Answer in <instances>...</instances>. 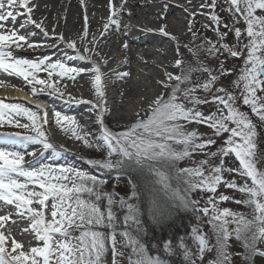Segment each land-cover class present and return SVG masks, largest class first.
Instances as JSON below:
<instances>
[{
  "label": "snow or ice",
  "instance_id": "6c2138e0",
  "mask_svg": "<svg viewBox=\"0 0 264 264\" xmlns=\"http://www.w3.org/2000/svg\"><path fill=\"white\" fill-rule=\"evenodd\" d=\"M227 3L229 11L237 17L233 24L242 18L246 25L242 31L241 28H229L228 24H223V28L234 33L237 45L230 46L225 42L228 32L220 31L221 17L215 14L217 2L211 0L210 4H202L201 7L212 9L207 15L215 25L213 31L218 33L217 40H205L196 49L188 45L185 47L193 57L198 52H205L210 57H218L222 52L236 59L244 57L243 71L239 74L235 87L241 93L239 98L243 104L264 123V0H227ZM3 7L5 5L0 3V8ZM6 7L7 11H0V70L22 78L32 86L34 95L38 91H47L50 95L63 99L65 93L57 85L63 80L75 81L81 70L58 58L32 60L17 57L14 54L17 51H35L54 45L32 41L29 36L20 33L15 23L19 17H23L21 29L25 24L32 25L44 37L66 43L76 51L81 60H90L87 53L92 52L93 48L87 45L94 44L95 37L87 39V19L85 18L83 34L80 37L84 45L81 51L75 40H65L55 29L49 37L44 22L33 18L36 6L32 4V0H6ZM109 7L112 8L111 3ZM122 9L123 3L112 15L118 16ZM189 15L194 17L196 13ZM9 21L13 24L11 28L7 27ZM109 23L118 26L119 22L110 16ZM108 26L105 24L104 28L107 29ZM189 30H192L191 24ZM158 31L162 36L176 39L167 31V25L161 26ZM245 33L248 42L243 45L242 50L239 42ZM195 35L193 33L194 37ZM123 47L127 49L128 44L124 43ZM177 55L179 56V49ZM93 63L92 83L98 100L96 103L86 100L77 102L91 103L94 109H98L101 126V134L96 138L98 142L89 140V134L80 128L74 117L54 111L55 124L72 138L83 141L86 147L106 151L105 159H89L86 161L88 165L100 172H114L117 178L130 172L137 173L144 177V184L138 186L130 179L131 195L127 199L121 197L117 200L113 194L103 190L106 180L96 175L71 166L50 163L38 162L37 167L26 168L23 152L0 148V202L14 206L17 215L30 221V228L24 231L34 234L33 238L37 241L36 246L25 249L22 242L11 238L9 250L6 246L9 237L4 231H0V264H107L105 257L109 248L112 253L111 264H121L125 254L120 247H131L132 255L127 257L128 264H164L159 256L147 255V249L138 237L130 235L129 230L133 224L136 226L135 232L138 233L140 229L141 208L136 202L141 200L142 189H146L150 197L151 215L156 222L163 220L173 207L190 208L193 213H202L207 217L206 223L212 229L215 243L210 244L209 237L203 232L199 222L192 226L190 238L197 245L196 251H189L183 239L179 243L186 264H197V259L202 261L205 253L213 249L216 250V259L212 264H231L228 245L232 238L242 243L246 253L245 260H250L255 255L264 256V250L258 248V245H264V171L257 167L260 158L257 125L247 112L237 107L238 96L220 87L216 89L218 94L212 95L211 100L201 99L196 95L197 91L211 92L218 75L207 67L194 69L191 64L185 65L182 58H176L174 66L181 69L180 74L165 70V79L159 81L164 89H170L167 98L163 94L157 96L149 105L146 118L137 119L125 130L113 131L104 124V108L101 104L105 93L101 67ZM194 70L206 72L207 80L190 87H182L191 84ZM41 72L47 74L46 78L39 76ZM230 74L221 64L219 76ZM118 76L124 78L129 73L120 72ZM208 103L217 105L216 112L205 114L200 109V105ZM47 116L46 111L40 115L21 104L0 101V126L7 124L34 133L0 135L4 136L5 142L41 145L45 151L52 150L59 155L43 130L48 123ZM137 116L140 114L137 113ZM18 117L26 118L30 123H21ZM189 124H200L211 129L213 136L224 138L223 145L218 151H211L216 140L205 139L204 134L189 130ZM27 154L34 156L35 152ZM197 155L205 158L197 160ZM229 156H234L238 162L237 167L224 166V158ZM209 157H218L219 164H212ZM185 159L190 160L193 166L179 167L178 163ZM225 172L245 178V183L240 185L235 180L225 179ZM20 177L24 178L23 182ZM221 185L245 194V199L234 202L250 207V218L218 207L219 203L230 200L228 195H217ZM200 193L208 194L202 207L200 200L193 198V194ZM49 201L50 220L45 216ZM101 202H105L103 209ZM116 206L124 213V230L119 233ZM10 219V214L0 215V229L6 230ZM73 228L80 230L79 235H73L70 231ZM118 235L125 241L120 247ZM164 250L171 253L170 242L165 243Z\"/></svg>",
  "mask_w": 264,
  "mask_h": 264
},
{
  "label": "bare ground",
  "instance_id": "6f19581e",
  "mask_svg": "<svg viewBox=\"0 0 264 264\" xmlns=\"http://www.w3.org/2000/svg\"><path fill=\"white\" fill-rule=\"evenodd\" d=\"M202 0H32L34 8L33 18L44 22V26L52 36V30L62 34L65 40H75L77 47L83 51L84 45L81 43L80 37L83 34L85 18L87 19V28L91 40L95 37L94 44H88L87 47L93 48L92 52L87 53L91 57L90 60H81L72 48L66 43L44 37L39 29L34 26L25 24L21 29L20 24L24 18L19 17L15 23V27L20 30L21 34L29 36L34 42H48L51 47H46L47 56L50 60L60 59L66 64L67 61L81 67L84 75L78 81V87L73 89L68 95V103L72 104L73 110L78 114H82V122H90L91 126L97 124L96 119L99 118L98 109H94L91 103H78L77 101L86 100L96 103L98 98L92 83L94 75V63L101 67L103 91L105 93L101 106L104 108V120L106 125L113 126L120 121H130L131 125L137 119L146 118L149 112V105L153 100L160 96L159 93L149 91L145 87L146 84L154 82L155 85L162 87L160 80L165 79V70L173 74H180L181 69L174 66L176 58H182L185 64L191 62L192 66H200L198 60V52L196 57L188 53L191 47L187 41L189 24L195 25V22L203 20L204 11L202 10ZM206 1V0H203ZM0 3L6 4V0H0ZM112 5V8L109 5ZM123 3V9L118 16H113L112 12L120 9ZM0 11L7 9L0 8ZM195 12L194 17L189 13ZM130 13V14H129ZM118 20V26L109 23V17ZM108 24L105 29L104 25ZM167 25V31L176 39L162 36L158 29ZM12 22L7 23V27L11 28ZM188 28H185V27ZM199 26V25H198ZM222 26V25H221ZM201 25L199 26V28ZM199 30V29H198ZM197 32V31H196ZM124 43L128 44V48L123 47ZM60 48L63 49L60 52ZM43 49V48H40ZM31 49H24L22 53H37ZM179 49V56L177 55ZM60 50V51H59ZM187 50V52H186ZM67 51L74 54L77 59L70 57ZM110 54H114L110 57ZM162 71V72H160ZM128 72L129 76L120 78L118 73ZM148 72V73H146ZM137 75L142 82L130 79L132 75ZM1 81L8 82L0 89V97L7 100H29L33 103L41 104L43 107L48 105L50 101L37 95H29L20 88L12 87L8 79ZM174 83V81L172 82ZM48 109V108H47ZM137 113L140 116H137ZM14 146V143H13ZM24 228H17L21 232ZM18 234V233H17ZM21 236L22 243L29 241L26 237Z\"/></svg>",
  "mask_w": 264,
  "mask_h": 264
},
{
  "label": "rangeland",
  "instance_id": "374dc122",
  "mask_svg": "<svg viewBox=\"0 0 264 264\" xmlns=\"http://www.w3.org/2000/svg\"><path fill=\"white\" fill-rule=\"evenodd\" d=\"M201 2H202L201 5L202 4L207 5V4L211 3V0H206V1L202 0ZM216 2H217V7L215 9V14H217L221 17V25L222 26L220 28V31L221 32H223V31L228 32V35L226 37L225 42H227L230 46H236L237 40L234 36V33L232 31H229L228 29L223 28V24H228L229 28H232V27L241 28L242 31H244L246 25H245L242 18L239 19L238 23L233 24V21H235L237 19V17L233 12L229 11V5L227 3V0H216ZM4 8L7 9L6 4H5ZM202 10L204 11V14H206V15H204V18L202 17V19H203L202 21L198 19L195 22V25L192 26L193 27L192 32H191V34L188 35L189 37L187 38V41L190 43V45L193 49H196L197 45L203 43L205 40L215 41L218 38V33L216 31H213V28L215 27V25L210 21L209 16L207 15V13L211 12L212 9H210L209 7H202ZM8 23H11V21H9ZM198 25L199 26L201 25V27L199 28ZM185 28H188V27L186 26ZM193 33L196 34L195 37L193 36ZM247 42H248V38H247L246 33H245V35L241 37V40L239 42L240 49L243 50V45ZM47 43L49 44L50 41H48ZM60 50H59L60 52L63 51L62 48H60ZM244 51L246 54V50H244ZM186 52H187V50H186ZM14 54L17 57L28 58V59H32V60H39L41 58L49 59V56H47L48 53H46L45 48L40 49V52L38 51L37 53L32 52V54L22 53L20 51H17ZM67 54L70 57H73L75 59L78 58V57H75L74 54L70 53V51H67ZM113 56H114V54H110V57H113ZM198 60L201 62V64H199L200 66H193L194 69H202L203 67H207V68L213 70L218 75L219 78L215 82V85H214L211 92H203L202 90H198L196 95H198L201 99L207 98V99L211 100L212 95L218 94V93H216V89L223 87V88H225L231 92H234L238 96L237 107H239V109L241 111L247 112L249 114L250 118L253 120V122L257 125L258 156L260 157L257 161V167L259 170L264 171V123H261L256 116L252 115L250 109L243 104L242 99L239 98L241 96V93L235 87V82L238 79L239 74L243 71L244 57H241L240 59L232 58L226 52H222L218 57H210L207 55V53L203 52V55L198 56ZM67 62H68L67 64L71 67H76V68L81 69V67L76 66V64L71 63V61H67ZM188 64H191V62H188ZM221 64H223V67L225 69L230 71V73H231L230 75L219 76V68H220ZM160 72H162V71H160ZM180 72H181V70H180ZM146 73H148V72H146ZM46 75L47 74L45 72L39 73V76L41 78H46ZM83 76L84 75L82 74V72H80V74L76 77L75 81L63 80L60 82V84L57 85V87L60 88V90L64 91V93H65V96L63 99L59 98L56 95H50L47 91H45V92H39L38 91L36 93L38 96L45 97L51 101L52 111L51 112L46 111L48 113V116H47L48 123H47V125L44 126L43 130H45L46 135L49 138V142L52 143L53 145H55L59 155H57L56 153H53L52 150L45 151L41 145L31 144V143H27V142H17V143H14V146H13V143L5 142V138L3 135H0V148H3L5 150H9V151L23 152L25 154L24 158H25V167L26 168L37 167L38 162L39 163H50L53 165L71 166V167H74L76 169L83 170V171H85L91 175H96L98 178L106 180V183L103 185V190L105 192L113 194V196L117 200L121 197L127 199L131 195V192H132V186L129 183L130 179L134 180L137 183V185L140 186V185L144 184V177L139 175L137 177L139 179L137 180V179H134L135 177L132 174H130V175L126 174V175L119 176V178H117V174L114 172L113 173L100 172L96 168L91 167L90 165H88L86 163V161L89 159L103 160L107 156L106 151L98 150L96 147H92V148L86 147L84 145L83 141H78L75 138H72L69 133H66L59 126H57L55 124V117L53 115L54 111H59V112H61L62 115L74 117L77 120L78 124L80 125V128L85 133L89 134V136H88L89 140L94 142V143L98 142L96 140V138H98L101 134L100 133V127L101 126L99 124V118H97L96 119L97 121H95V122H97V124H95V126L94 125L91 126L90 122H82L81 123V120L83 118L82 114H78V113L74 112L73 110H69L70 108H72V104L68 103V100H69L68 95L73 89L78 87V85H79L78 81ZM0 77L4 78L2 80L8 79L10 81V83L12 84L11 85L12 87L21 88V89L28 88L30 90V92H32V87L30 85L27 87L28 84L22 78L15 76L14 74L5 73L2 70H0ZM207 78H208V74L206 72H203L202 70H194L192 72L191 84L182 85V87H190V86L202 83L205 80H207ZM53 79L55 80V77ZM129 79H130V81H131V79H133L135 81H139L140 83L142 82V80L135 74L132 75L131 78H129ZM5 82L6 81L0 80V87H2L4 85H8V82L7 83H5ZM65 84L67 85L66 88H65ZM145 87L149 88V91H151V92L159 93V95L163 94L165 96V98H167V96L170 92V89L166 90L163 87L160 88L159 86L155 85L154 82L150 83L149 85L146 84ZM37 88H39V86H37ZM6 103L21 104L25 107H28L30 110L38 112L40 115H43V113L45 112V110L43 111L39 107L37 108L35 106H30L27 103H23V102H18V103L17 102H6ZM199 107L205 114H209V113L216 112L217 105H215L213 103H208V104L200 105ZM17 119H20L21 123H30L29 121H27L26 118L18 117ZM104 124L106 125L105 120H104ZM106 126L113 131H120V130H125V129L129 128L131 126V122L126 120V121L117 122L115 125L110 126V127L108 125H106ZM187 127L189 130H196L199 133L204 134L205 139H208V138L215 139L216 144L212 146L211 151H218L220 149V147L223 145L224 138L213 136L212 130L207 128L206 126L200 125V124H189V125H187ZM6 133H20L21 135H33L34 134L30 130H25V129L19 128V127H10L7 124H5L4 126H0V134H6ZM176 147H179V146H176ZM29 152H35V155L34 156L28 155L27 153H29ZM204 158L205 157L202 155H197L195 157V159H197V160L204 159ZM209 159H210V162L212 164H219V158L218 157L217 158L209 157ZM178 166L179 167H191L193 165H192L190 160L185 159L183 161H180L178 163ZM224 166L226 168H235L238 166V162L235 160L234 156L225 157L224 158ZM224 178L227 180H235L237 182V184H240V185H243L245 183V178L239 177L235 173L225 172ZM19 179L21 182L24 181L23 177H20ZM249 183H250V181H249ZM31 187L32 186H30V188ZM219 194H225V195H228L230 197L229 201L221 202L218 204V207L220 209H230L233 212L243 214L246 217L250 218L252 209L246 205L237 204L234 202L236 200L245 199L246 198L245 194H242V193L235 191L233 189H229L223 185H221L219 187L217 195H219ZM207 195H208L207 193L193 194V198L199 199L200 200V206L202 207L206 203ZM149 201H150V197L147 195V190L142 189L141 200L136 202L138 207L141 208L140 221H142L143 219H146V220H148V222H151L153 224L160 223V222L166 221L172 215L174 210L184 208V207H173L170 210L169 214L163 220L156 222L152 218L151 204ZM104 203L105 202H101L102 209L104 207ZM50 204H51V201H49V208L45 211L46 219H49V220L51 219ZM33 207L38 208L39 205H33ZM186 210H188L192 213L191 214V216L193 218V219H191L192 223L189 224L188 227L185 228L182 232L176 234L174 237H170V238L166 239L162 243L161 247L159 246L157 249L153 250L156 253L161 254V255H159V257L163 259L164 264H166L165 261L167 259H178V260H180V262L182 264H186V261L184 259L183 254H182V250L179 248V243H180L181 239H183L184 242L186 243V245L188 246L189 251H192V252L196 251L197 245L190 238V229L192 226L196 225L198 222H199V226L202 228L203 232L205 234H207V236L209 237L210 244L215 243V237L212 235V229L206 223L207 217H204L202 213H193L190 208L186 209ZM116 211H117V216L119 219V223L117 225V231L119 233V232L124 230V225H123L124 213L119 210L118 206H116ZM4 214H10V215L13 214L16 218H21V219L24 218V217H20L19 215L16 214L14 206L6 205L3 202H0V215H4ZM24 219H27V218H24ZM11 221H12V218L10 219L8 224L6 225V230L0 229V231H4L5 235L9 237V240L7 241V244H6V246L9 248V250L11 247V238H15L16 241L22 242L19 240V239H22L21 234L17 230L19 224L10 223ZM135 227L136 226L133 224L132 228L129 230L130 235H132L134 238H136L137 236L139 237L141 235V233H140L141 229H139V232L137 233L134 231ZM230 227H234V226H230ZM29 228H30V225H29ZM70 231L73 233L74 236L79 235V232H80L79 229H75V228L70 229ZM101 231L107 232L108 230L107 229H101ZM17 232H18V234H17ZM28 233H30V235H32V236L34 235L30 231H28ZM24 237H26V235ZM26 239H28V238H26ZM117 239L120 242L118 247H120L121 245H123L125 243V241H123L119 235L117 236ZM25 242L26 243L23 242L25 249H29L30 247L37 245V241L35 239L32 242H30V241H25ZM166 242L171 243V249H172L171 253L166 252L164 250V245ZM258 248L260 249L259 245H258ZM120 250L123 251L125 254V257L122 260L121 264H128L127 257L132 255L131 247H128V248L120 247ZM228 252L230 253V256H231V264H264V258L259 256V255L253 256L250 260H245L246 253H245V250L243 248V245L240 241H237L234 238L230 239V241H229ZM151 254L153 257L158 256V255L153 254V253H151ZM133 258H136V257H133ZM105 259L107 261V264H111L112 253H111L110 248L106 254ZM215 259H216V250L213 249L212 251L205 253L202 261L197 259V264H212V262Z\"/></svg>",
  "mask_w": 264,
  "mask_h": 264
},
{
  "label": "trees",
  "instance_id": "16d2710c",
  "mask_svg": "<svg viewBox=\"0 0 264 264\" xmlns=\"http://www.w3.org/2000/svg\"><path fill=\"white\" fill-rule=\"evenodd\" d=\"M130 174L135 177L134 179H139L137 178L139 176L137 173H128V175ZM191 214L192 213L185 208H180L174 210L172 215L166 221L160 223L153 224L148 222V220L143 219L140 224L141 235L137 237L146 247V254L151 256V253L158 256L161 255L160 253H156L153 250L157 249L159 246L161 247L162 243L166 239L174 237L176 234L187 228L188 225L192 223L191 219L193 218ZM165 262L166 264H182L178 259H167Z\"/></svg>",
  "mask_w": 264,
  "mask_h": 264
},
{
  "label": "flooded vegetation",
  "instance_id": "af4514ba",
  "mask_svg": "<svg viewBox=\"0 0 264 264\" xmlns=\"http://www.w3.org/2000/svg\"><path fill=\"white\" fill-rule=\"evenodd\" d=\"M260 246V250H264V245H259Z\"/></svg>",
  "mask_w": 264,
  "mask_h": 264
}]
</instances>
